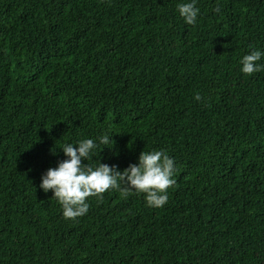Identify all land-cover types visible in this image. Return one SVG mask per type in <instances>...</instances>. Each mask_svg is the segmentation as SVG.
I'll return each instance as SVG.
<instances>
[{
  "label": "trees",
  "instance_id": "obj_1",
  "mask_svg": "<svg viewBox=\"0 0 264 264\" xmlns=\"http://www.w3.org/2000/svg\"><path fill=\"white\" fill-rule=\"evenodd\" d=\"M190 2L0 0V264H264V0ZM84 139L117 171L165 151L167 203L64 218L41 177Z\"/></svg>",
  "mask_w": 264,
  "mask_h": 264
},
{
  "label": "clouds",
  "instance_id": "obj_2",
  "mask_svg": "<svg viewBox=\"0 0 264 264\" xmlns=\"http://www.w3.org/2000/svg\"><path fill=\"white\" fill-rule=\"evenodd\" d=\"M195 4L196 0H192L177 6L180 16L188 25H194L197 21L199 9ZM262 56L264 53L260 50L245 55L241 60V72L251 76L264 69V65L257 63ZM194 99L200 101L202 97L196 94ZM110 142L114 143L107 134L99 137V144L107 145ZM97 148L98 144L93 139L81 140L76 145L65 144L60 149L67 159L57 167L49 168L41 177L40 189L44 193H53V197L62 206L64 218L74 220L87 214L88 198L102 199L103 194L110 189L119 190L125 197L132 191L143 193L147 205L154 208H161L167 203V190L176 180L173 178L174 159L165 151H142L137 165L130 164L123 171H117L116 166L99 161L95 167L82 163L93 159L92 151Z\"/></svg>",
  "mask_w": 264,
  "mask_h": 264
}]
</instances>
